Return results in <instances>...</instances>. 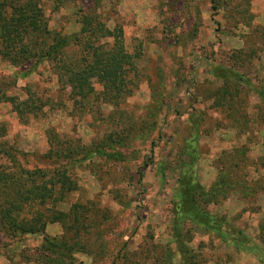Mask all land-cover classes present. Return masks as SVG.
Returning a JSON list of instances; mask_svg holds the SVG:
<instances>
[{
    "label": "rangeland",
    "instance_id": "1",
    "mask_svg": "<svg viewBox=\"0 0 264 264\" xmlns=\"http://www.w3.org/2000/svg\"><path fill=\"white\" fill-rule=\"evenodd\" d=\"M7 1L0 178L50 186L65 165L74 184L21 212L45 232L0 221V264H264V0ZM84 14L94 37L62 56L85 62L121 31L131 93L118 104L96 77L84 92L61 81L62 62L1 53L9 28L17 48L33 30L76 39Z\"/></svg>",
    "mask_w": 264,
    "mask_h": 264
},
{
    "label": "trees",
    "instance_id": "2",
    "mask_svg": "<svg viewBox=\"0 0 264 264\" xmlns=\"http://www.w3.org/2000/svg\"><path fill=\"white\" fill-rule=\"evenodd\" d=\"M4 1L7 0H0V23L2 20L8 18L7 14L10 11V8H6L7 6L4 4ZM27 15L29 17V14ZM80 22L81 33L80 35L78 33L74 35L76 39L70 35L52 36L51 30L37 33L38 35H36L33 30V34L27 36L29 40H34H30L32 41L30 47H23L21 45L17 48L16 46H10L18 37L13 36L15 34L13 31H16V29L9 28L6 32V40H11L7 43L5 51L1 53L12 63L19 53L24 54L27 58H36V62L54 60L59 64L62 62L63 65L60 66L62 69H58L61 81H66L67 84L84 92L87 88L89 90L94 89L92 79L96 77L103 81L106 90L105 95L112 97L113 103L118 104L121 99L131 93V88H129L130 84L129 81H127V73L129 70L128 65L132 64V57L126 52L122 32H112L105 28L106 31H108L106 35H111L115 38L112 47L105 48L101 44H98V46L92 45L89 48L90 57L87 58L85 62H81L80 60L68 62L64 60L62 55H64L63 53H66L77 41L78 36L83 38L87 37V39L94 37L93 35H88L89 30L95 23L94 17L91 14H84L80 17ZM18 23L19 22L16 24L17 26ZM27 27L28 26L25 28L27 29ZM33 27V29L36 28V26ZM95 37L94 40H97V38L99 40V36ZM39 38L42 39L39 40ZM241 83H245L244 79H241ZM18 107L20 108L19 105ZM112 153V155L115 154L114 152ZM58 154L62 156V151H59ZM142 177L143 174H141L140 180H142ZM0 180H2L1 184H3L5 188H12L13 190L7 194L0 192V221L5 224V228L11 234L45 232L47 221L42 219L41 214L36 213L31 219H27L21 217V212L24 211L28 205L32 206L37 203H45L51 198L56 199L54 196V187H56V185H60L58 190L61 192L63 189H73L72 187L74 184V180L67 174L65 165H61V168H59L57 178L55 176L50 177V186L47 181H42L40 183L36 182V180L29 185L24 183L21 179L16 178V176H8L7 174H3ZM64 195V193L61 194L62 197H65ZM193 202L195 203L194 200H190L189 205H192ZM62 215H65L64 212L56 211L53 213V219L59 220ZM47 243L49 245H55V243L49 239ZM60 246H62V243ZM52 250L53 252H57V245L56 248Z\"/></svg>",
    "mask_w": 264,
    "mask_h": 264
}]
</instances>
